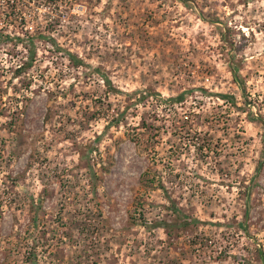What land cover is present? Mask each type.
<instances>
[{
  "label": "rangeland",
  "instance_id": "rangeland-1",
  "mask_svg": "<svg viewBox=\"0 0 264 264\" xmlns=\"http://www.w3.org/2000/svg\"><path fill=\"white\" fill-rule=\"evenodd\" d=\"M258 119L264 0H0V264H264Z\"/></svg>",
  "mask_w": 264,
  "mask_h": 264
},
{
  "label": "trees",
  "instance_id": "trees-1",
  "mask_svg": "<svg viewBox=\"0 0 264 264\" xmlns=\"http://www.w3.org/2000/svg\"><path fill=\"white\" fill-rule=\"evenodd\" d=\"M15 40H19V38H18V37H15ZM28 41H29V39H28ZM68 56H69V58L72 60V63H73V64H82V61H81L80 59H78L77 57L74 58V56L72 57L71 54H68ZM229 71H230V73H231V76H232L233 80H234V81L237 83V85L240 86V88H241L242 84H241V81H240V79H239V77H238V75H237L236 70L234 69V67H230V68H229ZM102 81H103V83H104V85L106 86L107 89L110 90V88H112V87H110L111 85H110V81H109V79H107L106 77H104ZM242 89H243V88H242ZM220 96H227V98L230 99V102L233 103V99H232V97H230L229 95H220ZM181 97H182V93H179V94L176 95L175 97H171V98H169V99H170V100H173V101H177V100H180ZM250 116H252V115H250ZM250 118H252V117H250ZM258 120H259L260 122H262V125H263V127H264V121H262V120H260V119H258ZM262 144H263V155H264V141L262 142ZM181 226H183V225H181ZM32 262H33V261H32ZM32 264H34V262H33Z\"/></svg>",
  "mask_w": 264,
  "mask_h": 264
}]
</instances>
